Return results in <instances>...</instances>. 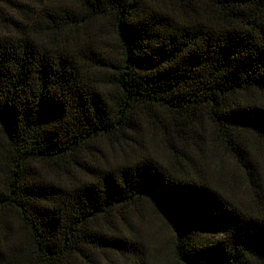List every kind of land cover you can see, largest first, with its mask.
Wrapping results in <instances>:
<instances>
[{"label":"trees","instance_id":"obj_1","mask_svg":"<svg viewBox=\"0 0 264 264\" xmlns=\"http://www.w3.org/2000/svg\"><path fill=\"white\" fill-rule=\"evenodd\" d=\"M147 212L264 264V0H0V264H154Z\"/></svg>","mask_w":264,"mask_h":264},{"label":"rangeland","instance_id":"obj_2","mask_svg":"<svg viewBox=\"0 0 264 264\" xmlns=\"http://www.w3.org/2000/svg\"><path fill=\"white\" fill-rule=\"evenodd\" d=\"M147 224L138 227V231L146 237L150 245V254L154 264H175L171 245L170 231L154 213L147 212ZM147 228V234L144 229Z\"/></svg>","mask_w":264,"mask_h":264}]
</instances>
